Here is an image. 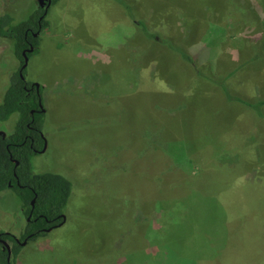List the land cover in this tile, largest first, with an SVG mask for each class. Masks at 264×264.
Returning <instances> with one entry per match:
<instances>
[{
  "label": "rangeland",
  "instance_id": "rangeland-1",
  "mask_svg": "<svg viewBox=\"0 0 264 264\" xmlns=\"http://www.w3.org/2000/svg\"><path fill=\"white\" fill-rule=\"evenodd\" d=\"M235 1L237 7L227 0H57L50 5V25L40 34L39 50L29 57L25 73L27 82L43 87L45 110L47 147L32 163L37 172L63 174L74 189L66 223L24 245L16 264H138L128 256L134 250L129 248L138 245L146 246L144 264H152L153 254L157 259L195 258L203 230L211 247L226 241L218 213L175 201V195L181 171L200 177L198 165L207 163L229 165L234 159L244 171L247 167V185L261 181L264 142L257 144L256 133L264 137V119L253 127L254 111L226 101L213 84L217 81L205 76L223 80L238 69L223 80L234 82L231 95L249 92L247 83L260 77L262 64L241 68L239 57L250 43L258 41L253 47L264 48V0H250L247 6ZM38 7V0H0V14H12L15 22ZM10 40L0 39V86L19 66ZM182 45L192 57L206 60L203 75L199 70L200 75L190 76ZM17 117L14 113L0 122V130L12 132ZM170 149L192 163L178 160L183 163L178 171L167 157ZM227 181L215 180L228 190ZM180 203L191 207L196 228L179 215ZM163 205L172 212L168 222L177 221V230L193 244L175 243L182 245L181 252L176 246L158 251L152 242L158 217L154 208ZM257 206L264 208V199ZM209 218L213 222L207 224ZM27 220L15 191L1 192L0 231L19 237ZM229 242L246 243V238L240 242L230 236ZM241 248L196 259H220L225 253L220 264H262L250 256L257 247ZM212 251L208 247L203 253Z\"/></svg>",
  "mask_w": 264,
  "mask_h": 264
},
{
  "label": "trees",
  "instance_id": "trees-1",
  "mask_svg": "<svg viewBox=\"0 0 264 264\" xmlns=\"http://www.w3.org/2000/svg\"><path fill=\"white\" fill-rule=\"evenodd\" d=\"M56 1L57 0H52L51 4ZM230 1L237 4L236 7L239 5L235 0H227V3ZM242 2L243 5L247 6L250 0H242ZM50 5L47 7L46 11H44L43 7H38L27 19L19 22H15L14 16L10 13L0 14V39L1 41L13 40V53L19 61V66L15 69L16 71L5 76V80L0 86V88L3 89L2 96L0 97V122L6 121L14 113L18 114V120L14 130L10 133H6L5 137L0 134V193L10 188L9 182H11L13 184L12 189L19 197L26 217L29 215V212L32 211L31 220H27L25 231L21 233L19 237L13 235L11 232L0 231L1 237L12 241V253L9 259L7 249H5L0 242V264H16V262L20 261V259L17 258L24 245L31 242V240H35L39 236L47 235L51 230L66 223L67 217L65 215L64 218L62 214L66 213L65 208L70 201L74 189L72 181L63 174L52 170L37 172L32 163V159L36 155V152L30 145V138L32 137L35 139L34 146H37V148L42 147L44 141L42 129L45 120V110H41L38 104L39 99L41 100L42 98L43 87L40 86L38 92L35 84L29 83L25 79L27 65L22 68L24 63L23 51L25 48L29 47L30 43L34 46V49L26 53L28 57L39 50L40 34L50 25V21L47 19ZM138 23L140 24L139 21ZM261 33L264 35V29H262ZM147 36L149 38L155 37L154 34L152 35L149 32ZM257 44L258 41L250 43L241 51L239 57L242 63L241 68L243 65L253 66L262 64L260 67L262 69L260 77L247 83L251 85V90L249 92L239 93V95H231L229 92V86L234 82L226 83L225 81L234 77V72L238 69L230 71L227 76H225V81L219 78L222 80L221 82H218L219 79L212 77L211 73L210 76L209 73L205 75L207 78H213L217 81L213 84L217 88H221L226 101L230 100L240 103L244 105L246 109H252L255 115L260 117L257 118L253 116V121H250L255 128L259 127L257 123L259 119H264V48L260 49L253 47ZM182 46L184 50L181 54L184 60L190 65V76L194 78L202 73L200 68L207 66L206 60H199V58L195 56L192 57L186 51V47L184 45ZM171 69L172 65L170 64L169 70ZM170 72L171 71H169L168 75ZM189 86V97H191L193 85L189 84ZM186 105L188 106L187 100ZM204 112L208 111L205 110ZM208 117H210V115ZM260 133L261 131L256 133L258 135L257 138L260 137V139L257 140V144H259V141L261 143L264 142V137L261 136ZM159 139L160 137L158 140ZM217 140L215 139L212 141ZM229 142H232V140ZM246 143L248 145L250 144L248 141ZM252 143L253 142H251V145ZM216 145L217 144H215V146ZM174 151L175 150L172 149H170V151L167 150V152H171L167 157L170 161L172 159V165L176 166L178 171H181L183 168V163H179L178 160L187 162L188 166L189 163H192V158L186 155H184L185 157H181ZM236 153L246 157L243 151L239 152L237 149ZM13 159H16L19 163L16 164ZM193 161H195V159ZM234 161V159L233 161H229V165L224 164V162L217 163V165H208V163L203 164V166L198 165L200 166V171H202V176L200 177H189L187 172L184 171H181L184 174L182 179L178 174H173L182 180V183L180 182L177 186V191L179 193L175 195V201H178L179 198L181 201L186 200L190 203H195V205L197 204L200 208L209 206L210 209L203 210L207 212L210 211V215L218 213L221 217L220 224L222 223L221 226H223V239L226 241L218 243L216 247H211L210 242L206 241V231L203 230L201 246L198 247L199 236L196 240L195 258H183L184 255L180 254V259H157V256L153 254L150 255L152 264H220L222 259L224 261L227 258L225 253L219 255L220 259H196V257L203 255L206 258H212L218 254L220 249L222 253L225 252L226 249L241 251V247L245 244L248 249L249 246L257 247L255 248V252L250 254V256L253 260H262V264H264V208L257 206L258 202L264 199V166H261V181H259L257 185L249 186L245 183L244 179L247 167L244 171L242 163ZM176 162H178L179 165H176ZM14 173H16L17 177H15ZM16 179L19 180V184ZM216 179H228L227 182H229V187H227V189L229 192L225 187L217 185L215 182ZM258 196L260 198H258ZM34 197L35 204L34 207H32L31 200ZM186 204L187 203H180L178 205V213L181 217L194 224L193 212L191 213L192 209ZM213 204H215V206L217 205V208H215ZM155 208L154 210L158 213V217L156 226L153 227V244L158 251H163L164 248L171 249V247L176 246L181 252L182 245H176L175 243L183 242L185 239L182 232L177 230V225H175L177 221L168 222L172 214L170 207L163 205L161 208ZM141 212L144 213L143 210H141ZM212 222V218L207 220V224ZM242 226H246L245 230H243ZM193 227H195V224ZM230 236L231 240H234L236 237L240 242L246 238V243H231L229 242ZM15 237L17 240H15ZM25 240L26 242L24 243ZM193 240L194 239H191V241ZM188 242L189 241L186 243ZM248 242H252V244H248ZM189 244L192 243L189 242ZM145 247V245H138V248L136 246L130 247L129 249L134 250L133 253L128 254V256L131 255L132 259H135L138 264H144L147 255L145 254ZM208 247L212 248L213 251L209 254L203 253ZM128 260L131 261V259H125V261Z\"/></svg>",
  "mask_w": 264,
  "mask_h": 264
},
{
  "label": "flooded vegetation",
  "instance_id": "flooded-vegetation-1",
  "mask_svg": "<svg viewBox=\"0 0 264 264\" xmlns=\"http://www.w3.org/2000/svg\"><path fill=\"white\" fill-rule=\"evenodd\" d=\"M38 3H39V6H40V7H43L44 11H46L47 1L45 0L44 5H42V2H41L40 0H38ZM34 34H36V33H34ZM31 46H33V45L30 43L29 47H27V48H25V49H28V48H30ZM25 49H24V50H25ZM26 88H27V87H26ZM37 91L39 92L38 89H37ZM38 104H39V106H40V109L43 110L42 106L40 105V104H41V100H40V99H39ZM0 134L3 135V137H5V135H6L5 131H3V130H0ZM42 136H43V138H44V141H43V144H42V147H41V148H37V146H34V144H35V139L32 138V137L30 138V139H31V141H30V142H31L30 145H31V147L35 150L36 154L41 153V152H44V151H42V149H43L44 146L47 144L45 136H44L43 134H42ZM13 160H14L15 162H18L16 159H13ZM18 163H19V162H18ZM18 163H16V164H18ZM14 175H15V177H17L16 173H14ZM16 181H17V183L19 184V180L16 179ZM9 186H10L9 189L13 190V189H12V188H13V184H12L11 182H9ZM13 191H14V190H13ZM34 204H35V197L32 198V200H31V205H32V207H34ZM31 217H32V211H30V212H29V215L27 216L28 221L31 220ZM48 229H49V228H48ZM13 235H14V234H13ZM15 240H17L16 237H15ZM0 242L3 244V247H4L5 249H7V244H9L10 248H11V246H12V241L9 240V239H5V238L1 237V235H0ZM7 251H8V249H7ZM11 251H12V249H11ZM11 253H12V252H11Z\"/></svg>",
  "mask_w": 264,
  "mask_h": 264
},
{
  "label": "water",
  "instance_id": "water-1",
  "mask_svg": "<svg viewBox=\"0 0 264 264\" xmlns=\"http://www.w3.org/2000/svg\"><path fill=\"white\" fill-rule=\"evenodd\" d=\"M41 2H42V5H44V3H45V0H40ZM47 1V6H46V9H47V7L51 4V2H52V0H46ZM34 49V46H31L30 48H28V49H25L24 51H23V54H24V63H23V65H22V68H24L26 65H27V63H28V60H29V57L27 56V52H31L32 50ZM21 75H22V77H23V74L21 73ZM35 84V86H36V88L39 90V88H40V85L38 84V83H34ZM41 106H42V104H40ZM42 108H43V110H44V107L42 106ZM46 147H47V144L44 146V148L42 149V151H45L46 150ZM16 163H18V162H16ZM63 215V217L65 218V214H62ZM49 230V229H48ZM26 242V240L24 241V243ZM7 249H8V259H9V257H10V255H11V248H10V246H9V244H7Z\"/></svg>",
  "mask_w": 264,
  "mask_h": 264
},
{
  "label": "crops",
  "instance_id": "crops-1",
  "mask_svg": "<svg viewBox=\"0 0 264 264\" xmlns=\"http://www.w3.org/2000/svg\"><path fill=\"white\" fill-rule=\"evenodd\" d=\"M125 260V259H124ZM123 262V261H122ZM122 264V263H121Z\"/></svg>",
  "mask_w": 264,
  "mask_h": 264
}]
</instances>
